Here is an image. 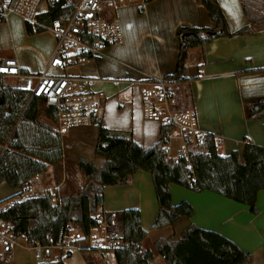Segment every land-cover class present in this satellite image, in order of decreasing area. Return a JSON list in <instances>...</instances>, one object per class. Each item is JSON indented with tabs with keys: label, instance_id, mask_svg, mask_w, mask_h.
Here are the masks:
<instances>
[{
	"label": "crops",
	"instance_id": "1",
	"mask_svg": "<svg viewBox=\"0 0 264 264\" xmlns=\"http://www.w3.org/2000/svg\"><path fill=\"white\" fill-rule=\"evenodd\" d=\"M216 1L231 32L248 25L240 0H235V4L232 0ZM117 10L121 43L110 45L100 56L74 64L65 71L46 67L55 45L51 33L28 34L27 25L16 17L10 20L19 22L20 27L13 25L10 28L9 23L1 25L7 26L12 36L24 41L34 42L39 36H45L48 41L35 48L39 60L19 62L24 73L44 71L51 75L65 74L96 80L90 89L102 91L106 96L102 128L113 137H131L146 151L159 141L161 125L143 117L139 87L132 83L148 80L156 74L169 76L175 72L178 28H211L213 24L199 0H150L144 6L123 3ZM184 78L186 81L174 84L178 109L195 111L200 128L205 134L213 136L218 155L227 156L235 151L241 159L246 142L264 149V116L260 119L248 117L249 106L264 100V24L252 26L250 34L219 37L203 47L190 49ZM40 121L50 127L54 124L46 117H40ZM76 128L68 131V138H77ZM60 169L62 175L57 183L49 184L50 168L33 183L34 188L44 190V194L49 193L51 205H55L60 197L76 194L86 183L76 162L64 158ZM21 190V187L14 188L1 182L2 208L6 210L11 206ZM169 191L173 206L185 202L190 205L193 214L171 226L153 229L158 205L148 173L137 171L125 184L106 186L103 190L104 213L139 211L141 227L146 232L140 249L154 253L150 264H165L154 251L155 242L178 241L189 225L220 234L231 241L249 255L248 261L243 264H264V190L257 194L255 213L244 205L209 191L194 192L175 184L169 186ZM68 255L60 258L64 264H68L72 252ZM78 255L75 264H98L90 255ZM0 261L1 264H34L32 252L22 242L8 254L0 247ZM47 264H56V261Z\"/></svg>",
	"mask_w": 264,
	"mask_h": 264
},
{
	"label": "trees",
	"instance_id": "2",
	"mask_svg": "<svg viewBox=\"0 0 264 264\" xmlns=\"http://www.w3.org/2000/svg\"><path fill=\"white\" fill-rule=\"evenodd\" d=\"M205 8L213 27H180L176 32L178 57L175 72L165 76L174 84L186 81L188 51L203 47L219 37H237L251 33V27L264 24V0H240L248 25L235 31L229 30L227 21L216 0H199ZM50 10L43 18L56 19ZM28 34H34L27 29ZM37 33H41L37 32ZM249 119L264 116V100L249 106ZM40 117L55 122V112L44 106L43 100L12 86H4L0 78V183L24 188L37 175L63 161L66 142L54 129L40 121ZM102 117V116H101ZM101 117L95 130L93 153L103 159V166L77 158L78 169L86 178L83 188L69 197H60L55 205L49 193L44 198L32 197L16 202L0 213L12 223L14 233H25L30 243L54 242L59 231L73 226L84 233L99 223L91 218L99 213L109 224L121 231L130 248L114 250L116 264H150L154 253L144 251L140 245L146 237L137 210H124L115 214L103 211V190L106 186L122 185L137 171H144L152 178L158 205L152 228L171 226L179 219L190 218L192 208L185 202L171 204L169 186L175 184L194 192L209 191L248 207L256 212L255 202L259 191L264 190V149L246 142L241 159L234 151L227 156L217 154L214 138L205 134L201 144L204 154L167 163L163 150V137L170 125L160 126L159 141L144 151L131 137H113L102 128ZM76 128L78 140L86 136L87 129ZM264 129V123H263ZM50 216V217H44ZM154 251L165 264H243L249 255L220 234L189 225L178 241L158 240ZM2 262L0 261V264ZM56 264H64L61 259Z\"/></svg>",
	"mask_w": 264,
	"mask_h": 264
},
{
	"label": "built area",
	"instance_id": "3",
	"mask_svg": "<svg viewBox=\"0 0 264 264\" xmlns=\"http://www.w3.org/2000/svg\"><path fill=\"white\" fill-rule=\"evenodd\" d=\"M150 0H0V24H8L12 17L20 19L32 33L49 32L55 45L46 67L65 71L72 65L96 58L110 45L122 41V32L116 19V11L123 3L144 6ZM55 11L56 19L43 17ZM14 52V48H12ZM0 78L16 80L12 87L26 92L31 97L43 100L44 106L53 110L56 120L53 129L62 139L72 128L98 125L106 99L102 91H93L90 86L96 81L86 77L65 74L51 75L46 72L24 73L15 57H0ZM139 87L142 115L146 120L170 125L172 128L163 137L165 161L189 162L190 157L204 154L201 144L205 133L199 126L193 109H178L174 83L170 78L156 74L152 78L135 82ZM40 175L33 178L37 181ZM29 183L22 188L15 202L28 198H44V190ZM5 208L0 207V213ZM99 225L87 233L67 226L59 231L54 242L30 243L25 233H14L12 223L0 217V247L4 253L24 243L33 254L34 264H47L52 260L67 257L72 251H102L128 249L130 245L121 231L104 220L99 213L91 216ZM139 254L142 256L143 252Z\"/></svg>",
	"mask_w": 264,
	"mask_h": 264
},
{
	"label": "rangeland",
	"instance_id": "4",
	"mask_svg": "<svg viewBox=\"0 0 264 264\" xmlns=\"http://www.w3.org/2000/svg\"><path fill=\"white\" fill-rule=\"evenodd\" d=\"M116 14H118V10L116 11ZM8 23L10 24V28H12L13 25L20 27L19 22H12L11 20H9ZM47 42L48 41L45 36H39L34 42L24 41L22 38H17L15 36H12L7 26H2V25L0 26V57H10L15 55V57H17L19 62H21L22 60H32V61L39 60L35 48L38 49L37 46L39 44H47ZM12 46L14 47V52L12 51L13 50ZM28 46H30V48ZM3 84L4 86H13L16 84V80L11 78H5L3 79ZM156 124L160 125L159 123ZM87 132L88 133H86V136H82L78 140L68 138L67 137L68 134H66L65 137L62 138V141L65 142H66V138L68 139V142H66L65 145L63 158L68 159V161H74V162L77 158H79L81 160L92 163L97 168H100L103 166V159L96 157L93 153V149L95 146V130L87 129ZM220 153L222 152L220 151ZM60 164L49 167L50 168L49 177L51 178L49 184L51 185H53L55 182L57 183V181L60 180V177L62 175L61 172L62 169H60ZM3 188L4 190H6L5 187ZM0 196H2V193H0ZM14 203L16 202H11L10 205ZM0 207H4V206L0 205ZM44 217H50V216H44ZM113 228L116 227L113 226ZM81 254H85V256L87 255L92 256L98 264H116L112 250L102 251L101 253H98L97 251H82L80 252V255ZM100 254H102L103 256H101ZM78 259H79L78 252L72 251L71 259L68 260L67 262L68 264H75V262Z\"/></svg>",
	"mask_w": 264,
	"mask_h": 264
},
{
	"label": "snow or ice",
	"instance_id": "5",
	"mask_svg": "<svg viewBox=\"0 0 264 264\" xmlns=\"http://www.w3.org/2000/svg\"><path fill=\"white\" fill-rule=\"evenodd\" d=\"M226 2H227V0H226ZM232 3L235 4V0H232ZM2 70H3V69H0V71H2Z\"/></svg>",
	"mask_w": 264,
	"mask_h": 264
}]
</instances>
